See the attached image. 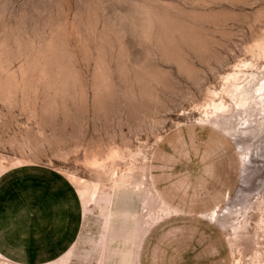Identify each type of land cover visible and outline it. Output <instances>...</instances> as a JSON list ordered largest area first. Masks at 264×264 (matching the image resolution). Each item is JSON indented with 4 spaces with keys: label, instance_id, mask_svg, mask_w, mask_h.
<instances>
[{
    "label": "rangeland",
    "instance_id": "374dc122",
    "mask_svg": "<svg viewBox=\"0 0 264 264\" xmlns=\"http://www.w3.org/2000/svg\"><path fill=\"white\" fill-rule=\"evenodd\" d=\"M39 168L45 264H264V0H0V175Z\"/></svg>",
    "mask_w": 264,
    "mask_h": 264
},
{
    "label": "crops",
    "instance_id": "0c3cea01",
    "mask_svg": "<svg viewBox=\"0 0 264 264\" xmlns=\"http://www.w3.org/2000/svg\"><path fill=\"white\" fill-rule=\"evenodd\" d=\"M79 210L72 183L60 174L42 168L4 172L0 257L18 264L51 262L72 243Z\"/></svg>",
    "mask_w": 264,
    "mask_h": 264
},
{
    "label": "bare ground",
    "instance_id": "6f19581e",
    "mask_svg": "<svg viewBox=\"0 0 264 264\" xmlns=\"http://www.w3.org/2000/svg\"><path fill=\"white\" fill-rule=\"evenodd\" d=\"M160 199V198H159ZM161 203H164L163 201L161 202ZM165 204V203H164ZM163 204V205H164ZM165 206V205H164ZM165 210H167V209H165ZM217 211H218V209L217 208H214L212 211H210V213L208 214V216H209V219L210 220H214L215 219V216L217 215ZM200 216H202V215H200ZM102 218V217H101ZM208 218V217H207ZM148 219H150V222H152V223H154V222H156L157 221V219H155V217L154 216H149L148 218H147V220ZM147 224H148V222H146ZM151 223V224H152ZM149 225V224H148ZM147 234V230H145V227L143 228V230L141 231V235H140V240H139V247H140V244H141V242H142V240H143V238L145 237V235ZM139 247H138V249H139Z\"/></svg>",
    "mask_w": 264,
    "mask_h": 264
}]
</instances>
